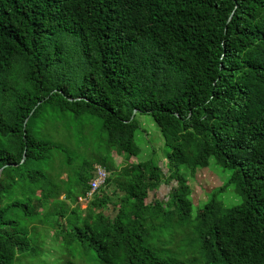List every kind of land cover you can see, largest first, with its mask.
<instances>
[{
    "label": "trees",
    "instance_id": "16d2710c",
    "mask_svg": "<svg viewBox=\"0 0 264 264\" xmlns=\"http://www.w3.org/2000/svg\"><path fill=\"white\" fill-rule=\"evenodd\" d=\"M133 110L160 131L161 168L117 171L95 158L90 171L96 163L113 177L82 210L32 168L62 149L30 132L38 114L71 115L81 128L99 120L105 147L129 158ZM209 156L242 202L222 208L214 191L189 225L186 176ZM76 177L84 195L91 173ZM169 182L166 202L148 200ZM36 225L55 227V240L69 226L70 240L111 264H264V0H0V264L28 253ZM188 228L199 253L175 259Z\"/></svg>",
    "mask_w": 264,
    "mask_h": 264
},
{
    "label": "rangeland",
    "instance_id": "374dc122",
    "mask_svg": "<svg viewBox=\"0 0 264 264\" xmlns=\"http://www.w3.org/2000/svg\"><path fill=\"white\" fill-rule=\"evenodd\" d=\"M133 121L135 124L133 144L137 153L135 156L125 158L124 155L115 153L113 147H105V135L100 129L99 120L92 119L90 126L81 128L78 125V118L73 119L71 115H61L55 111L38 114L32 121L30 132H39L48 136L51 140L61 143L62 149L61 151L52 150L50 158L46 157L42 161L36 162L32 168L46 173L51 177L53 184L61 188L71 199L76 197L83 199V195L80 194V183L76 176L79 172L87 174L89 171L91 173L89 166L94 163L95 158L108 160L111 169L117 171H128L130 164L148 160L161 168L165 164L168 148L164 144L157 125L149 114L144 113H135ZM82 159L87 167L83 171L80 168ZM105 172L106 178L113 177L111 173L106 170ZM180 172L183 175L187 174L183 167L180 168ZM229 176L230 171L219 167L212 156L208 157V165L205 168H197L192 176H186L189 189L188 198L191 201L188 224H191L197 209L207 202L214 191H218L214 199L222 208L233 207L242 202V198L234 191L233 185L227 182ZM163 185L164 193L157 195L156 198L166 202L169 188L173 183H163ZM221 186H223L222 189H220ZM21 192L20 189L14 190L17 198H22ZM152 197V193H149L148 200ZM77 199L70 207L76 205L80 210L84 209L88 201H78ZM59 200H64L63 195L59 197ZM44 210V207L39 208L41 214ZM173 227L177 233L182 232V228L177 223H174ZM56 230L55 227L53 229L40 225L28 228L26 240L29 244V251L15 260L14 264H111L98 261L91 249L70 240L69 226L59 227L60 232L57 240L53 238ZM162 232L166 233L167 228ZM157 234H159L158 231ZM170 249L176 251L172 253L175 259L197 256L199 253L198 242L190 228L183 231L175 248ZM214 264L224 263L215 260Z\"/></svg>",
    "mask_w": 264,
    "mask_h": 264
},
{
    "label": "built area",
    "instance_id": "2783aa9c",
    "mask_svg": "<svg viewBox=\"0 0 264 264\" xmlns=\"http://www.w3.org/2000/svg\"><path fill=\"white\" fill-rule=\"evenodd\" d=\"M106 179L105 170L94 164L91 167V179L88 182V189L83 195V199H77L78 201H88L94 192H96L100 187L104 185Z\"/></svg>",
    "mask_w": 264,
    "mask_h": 264
},
{
    "label": "crops",
    "instance_id": "0c3cea01",
    "mask_svg": "<svg viewBox=\"0 0 264 264\" xmlns=\"http://www.w3.org/2000/svg\"><path fill=\"white\" fill-rule=\"evenodd\" d=\"M163 186H164V185L161 184V185L158 187V189H157L155 192L152 193V196L154 197V196H157V195H161V194H163L164 191H165V189H163V188H164ZM109 189L111 190V187H110ZM106 209H107L108 211H107V210L104 211L105 215H110V212L113 214V212H112V207H111V206H108ZM112 214H111V215H112Z\"/></svg>",
    "mask_w": 264,
    "mask_h": 264
},
{
    "label": "water",
    "instance_id": "95a60500",
    "mask_svg": "<svg viewBox=\"0 0 264 264\" xmlns=\"http://www.w3.org/2000/svg\"><path fill=\"white\" fill-rule=\"evenodd\" d=\"M135 112H136L135 110H133V111H132V113H131V116H130L129 120H131V119L133 118V116H134ZM23 158H24V152H23V154H22V159H23ZM22 159H21V160H22Z\"/></svg>",
    "mask_w": 264,
    "mask_h": 264
}]
</instances>
